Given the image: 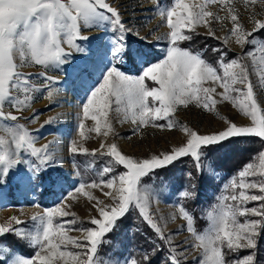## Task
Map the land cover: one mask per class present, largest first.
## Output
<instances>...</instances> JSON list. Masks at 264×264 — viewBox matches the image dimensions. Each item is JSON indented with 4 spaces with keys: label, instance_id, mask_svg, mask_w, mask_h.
<instances>
[{
    "label": "snow or ice",
    "instance_id": "1",
    "mask_svg": "<svg viewBox=\"0 0 264 264\" xmlns=\"http://www.w3.org/2000/svg\"><path fill=\"white\" fill-rule=\"evenodd\" d=\"M261 2L264 3V0ZM208 3H220L222 8L228 10L226 18H230L232 27L230 36L224 38L225 43L234 38L241 49L251 46L260 53L259 58L253 51L244 53V56L251 58V66L241 62L244 56L226 61V53L213 49L221 53V75L216 67L205 61L200 52L193 53L179 46L180 42L192 39L191 33L197 26L207 27L212 20L221 19L216 13L207 10ZM158 14L162 20H166L169 47L163 60L144 66L147 54L128 42L129 35H139L138 31L126 24L109 0H0V121H17L16 115L5 111L6 105L11 109L22 110L34 99L32 93L40 92L41 88L47 89L49 100L54 93L61 92L59 81L46 72L52 69L63 72L62 66L72 62L73 52L86 51L78 43L90 40L83 34L84 30L96 29L112 35L109 49L97 48L98 62L103 65L100 69L101 79L90 89L87 101L83 104V118L95 124L88 129L89 132L100 134L101 128H104L103 136H109L113 131L109 120V110L113 104L116 106L114 111L118 115L123 114V121L130 120L136 130L145 126L172 129L177 123L172 118L173 114L180 106L187 108L194 104L213 112L218 101L212 95L216 89L203 86L208 81L219 84L223 89L217 93L221 101L230 102L251 122L247 126H238L225 120L226 129L212 135H199L182 126L181 130L187 137L186 143L174 147L170 153L152 155L150 158H131L122 154L116 143L105 145L102 142L100 148L106 151L100 152V155L111 157L110 166H105L102 173L113 174L99 183L95 180L91 183L82 182L75 189L76 193L87 197L90 202L95 201L93 207L98 216L90 219L91 226L65 227V224H76L75 219L58 222L60 217L73 215L66 210L69 207L66 203L33 215L30 228L20 227L24 221L13 217L7 223L0 224V261H4V264H151L152 255L164 250L159 245L154 246L151 253L142 252L141 259L128 258L121 262L104 260L99 256L100 247L108 242L107 235L116 229L118 221L130 209L138 210L157 238L171 247L170 237L165 236L149 212V200L154 198V194L150 197L142 185V178L188 157L193 161L195 174L187 173L189 186L179 195L183 200H194L197 193L193 181L197 175L203 177L206 168L209 173L214 171L206 163L205 147L233 137H257L264 141V108L261 107L264 92L258 94L254 91L249 78L251 67V71L259 76V88L264 89V19H253L252 30H246L239 23L229 0H205V3L175 0L174 6L159 8ZM213 34L209 28V35ZM29 63L43 66L46 70L40 73V88L32 86L33 77L19 71ZM125 63L140 64L142 74H126L117 66ZM87 72L85 68L82 75L78 73L82 83L87 82ZM147 81L154 82L155 86L149 85ZM18 93L23 94V99L18 98ZM158 121L166 123L158 124ZM53 122L49 120L47 123ZM78 127L79 136L86 138L83 121ZM0 132L3 133L0 134V184L12 175L22 187H28L41 172H46L54 165L56 155L50 150L53 142L36 147L34 140L38 138L18 123L11 126L0 124ZM71 151L87 153V149L76 146ZM96 151L91 155H95ZM259 160L258 168L253 163L247 164L238 177L225 186L224 192L218 197L219 203L207 213L209 227L203 233L194 227L193 215L182 203L179 204L180 218L186 221L187 231L195 241L192 246L201 250L199 264H260L257 254L259 239L264 235V152L259 154ZM19 165H25L27 172L18 170ZM117 166L123 169L119 173L115 172ZM257 176L260 179H248ZM48 182L50 186L59 187L62 179L58 174H49ZM93 188H101L110 203L105 204L85 191ZM253 189L258 190V194L250 191ZM69 197L76 199L71 193ZM253 201L261 203L258 207L246 206ZM238 217L245 219L241 223ZM70 231L80 232L81 237L70 236ZM8 235L26 242L34 249V255L24 257L13 252L4 242ZM241 250L250 252L239 257ZM178 255L182 254L169 252L164 264H181ZM229 256L235 258L230 259Z\"/></svg>",
    "mask_w": 264,
    "mask_h": 264
},
{
    "label": "rangeland",
    "instance_id": "2",
    "mask_svg": "<svg viewBox=\"0 0 264 264\" xmlns=\"http://www.w3.org/2000/svg\"><path fill=\"white\" fill-rule=\"evenodd\" d=\"M113 7H116L120 12L123 20L129 27L138 31L139 35H129L128 42L133 47H139L147 56L153 55V59L156 62H145L144 66L157 63L165 58L166 50L169 47L168 32L166 20H162L158 14L159 8H170L174 6L175 0H109ZM197 3H205V0H195ZM232 6L235 8V12L238 15L239 23L248 31L252 30L253 19H264V3L261 0H256L255 3L252 0H229ZM216 13L221 19L212 20L211 23L205 27L204 25L197 26L193 33H200L201 35L212 37L219 43L213 49L222 50L226 53L227 61H231L235 58L244 56L246 51H253L254 55L259 58L260 53L256 52L251 46H246L241 49L234 42V38H230L225 43L224 38L230 36V30L232 23L230 18L227 17V8H222L220 3H208V9ZM209 28L212 29L213 35H209ZM84 35L90 38L89 41H78V43L86 49L84 53H72V62L66 64L63 67V72L60 70H48L47 75L53 76L54 79L59 81L62 91L54 93L53 98L49 100L47 98V89L41 88L40 92H33L34 99L29 101L28 104L22 110L11 109L5 107V111H11L13 115L18 117L17 121H0L3 125H23L34 137L38 139L34 140V145L38 148L43 147L46 144H50V150L56 155L55 163L52 167H49L46 172H41L37 178H35L28 187H22L12 175H9L5 183L0 184V224L7 223L13 217L19 218L24 221V224L20 227H29L32 225L31 217L35 214H42L45 210L51 209L56 206H60L62 203H66L69 207L66 209L73 215L68 217L58 218V222L76 220V224H65L66 228H78L89 227L90 219L98 216L93 204L95 201H89L87 197L75 192V189L81 184L78 180L79 164L74 160L73 155L85 156L91 155L94 150L95 155L92 156L93 162H99L100 167L92 175L91 181L100 182L101 179L109 178L113 173L103 175L102 170L105 166H110L111 157L106 155L101 156L100 152L106 151L101 149L100 144L103 142L105 145L116 143L118 149L131 158H150L152 155H159L161 153H170L174 147L182 146L186 143V134L181 130L182 126L196 131L199 135H212L219 133L226 129L227 125L225 120L237 124L238 126H247L251 122L243 116L232 104L228 101H221L219 95L223 91L219 84H213L211 81L206 82L204 87H214L216 92L213 93V98L218 101L215 106V111L209 112L202 108L196 107L194 104H190L187 108L180 106L173 114V119L177 122L172 129L145 126L136 130V126L131 123L130 120L123 121V114H117L115 104L112 105L109 110V120L112 124L113 131L109 133V136L105 138L103 136L104 128H101L100 134L95 132H89L88 129L95 126L94 122L90 119L83 118V104L87 101L90 89L98 84L101 79L100 69L103 65L99 64V55L97 48H103L105 50L111 47L109 38L111 33H106L103 30H84ZM192 34V33H191ZM159 37V39H157ZM258 39L261 37H257ZM227 47L231 52L228 57V52L223 46ZM66 50L67 46H64ZM214 53L220 51H213ZM216 57V59H220ZM150 59V60H153ZM242 63L251 66V58L244 56ZM126 74L140 75L142 74V66L140 64L125 63L117 65ZM87 68V82L82 83L78 73L81 75L82 70ZM106 70V69H105ZM24 75H30L33 77L32 86L40 88L42 84L41 72H45L43 66L33 65L29 63L28 66L19 69ZM218 73L222 75V69L218 65ZM250 80L253 84L254 91L264 92V89H260L259 76L251 71L250 67ZM149 85H154V82L147 81ZM155 86V85H154ZM158 87V86H157ZM236 87H243L236 85ZM18 98L23 99V94L18 93ZM233 95H235L233 93ZM261 107L264 108V103H261ZM216 113H219L217 115ZM33 117H35L33 119ZM49 120L54 122L49 124ZM83 121L85 137L79 136V124ZM123 121V122H122ZM158 124H165V121H158ZM0 134H3L0 132ZM259 139V138H258ZM229 139L217 144L221 146ZM261 146H264V141L259 139ZM73 146L83 147L87 149V153H73L71 149ZM215 145L207 146L203 149L206 163L214 170L209 173L208 169H205L203 175L204 182L201 184L200 193L198 196L201 198L197 206L200 209L201 218L206 225L203 232L209 227V220L207 218L208 211H211L218 203V197L224 192L225 186L238 177V173L244 169V167L253 163L259 167V154L264 152V149L257 155H252L248 158L246 163L240 170L232 174L230 177H226L220 172L215 171L212 163H210L209 155L212 159L218 160L221 165L226 163L230 164L229 159L222 160L218 154L217 149H214ZM234 143H230L227 146V150L230 151L229 156L234 158L233 153L238 151ZM211 148V149H210ZM208 153V155H207ZM215 155V156H214ZM30 160L34 158H29ZM182 159L184 161H182ZM181 158L177 160L173 165L183 164L190 165L189 160ZM193 162V161H192ZM18 170L27 172L25 165H19ZM121 166H117L116 173L122 171ZM157 171V170H156ZM155 171V172H156ZM49 174H58L62 183L59 187L50 186L48 182ZM150 175V174H149ZM249 180H258L257 177H249ZM198 177L194 180L197 187ZM142 185L145 186L150 197L149 200V212L153 216V219L163 229L165 236H169L171 239V247L166 242H162L160 251L163 262L169 252L181 253L177 258L181 261V264H199L201 258V250L193 247L195 243L191 233L187 231L186 221L180 218L178 206L183 199L180 197V192L176 187H166L163 185H157L156 187L143 181ZM103 185H101V188ZM101 188L85 189L90 192L94 197L103 201L105 204L110 203L108 197L104 196ZM108 191V189H104ZM258 194V190H250ZM74 194L76 199H71L69 194ZM68 198V199H65ZM40 200L48 204L49 208H45L40 204ZM185 203V200H184ZM260 201L249 202L246 206L258 207ZM189 202L184 204L187 211L190 212ZM250 219H256V217H248ZM245 217H238L239 222H243ZM143 220V219H142ZM145 222V221H144ZM146 223V222H145ZM147 224V223H146ZM148 225V224H147ZM149 226V225H148ZM122 227L121 219L118 221L117 230ZM150 227V226H149ZM151 228V227H150ZM115 229V230H116ZM157 238L153 229H151ZM202 232V233H203ZM70 236L80 238L81 233L77 231H70ZM110 233L107 235V243L103 244L99 249V256L104 259L120 260L132 258L129 251L122 247L119 241L109 238ZM158 239V238H157ZM158 241H160L158 239ZM30 249L32 256L34 255V249L24 242ZM127 242L125 243V245ZM163 245V246H162ZM258 254L257 260L260 264H264V235L261 236L258 242ZM78 250V249H75ZM15 252V251H13ZM250 250H241L239 257L248 255ZM16 253V252H15ZM17 254V253H16ZM228 258H235L229 256ZM4 262V261H3Z\"/></svg>",
    "mask_w": 264,
    "mask_h": 264
},
{
    "label": "trees",
    "instance_id": "3",
    "mask_svg": "<svg viewBox=\"0 0 264 264\" xmlns=\"http://www.w3.org/2000/svg\"><path fill=\"white\" fill-rule=\"evenodd\" d=\"M191 35V40L182 41L180 42L179 46L182 49L190 50L193 53L200 52L205 61L216 67L218 70L220 59H216V57H219L220 53H214L213 48L219 42L212 37L201 35L198 32L192 33ZM223 47L227 49L226 51H229L227 47ZM227 54L228 57H230L231 52L229 51ZM153 55L147 56V61H150V63L156 62L153 59ZM228 59L229 58L225 57L226 61ZM259 139L257 137L229 138V140L223 143L221 146L215 145L212 148L217 149L218 151V154L215 155L222 158V160L229 159L230 164L227 165L224 163L221 165L218 160L214 161L212 159L211 154L209 155L210 163H212L215 171L222 173L226 177H230L232 174L237 172L238 169L240 170V168L249 162L248 158L250 156L257 155L264 149V146L258 144ZM230 143H234V147L238 150L233 153L234 158L229 156L230 151L227 150V146ZM73 157L75 162H78L79 164L78 180L80 183H91L92 175H94L98 170L100 163L93 162L91 155H85L81 157L74 154ZM186 159H188V157H186ZM182 161L184 160L182 159ZM189 163H191L189 166L183 164L171 165L164 169L157 170L155 173L145 176L142 179L144 182L153 185V187H156L160 184L170 188L176 187L175 189L177 191H184L189 186L187 173L192 172L195 174L192 160H189ZM197 177L198 182L197 187L195 188L197 193L196 198L194 200H185V203L184 200L181 202L183 206L187 202L190 203L189 207L190 213L194 217V227L198 232L202 233L206 222L202 220L200 209L197 204L201 200V198L198 196V193H200L202 188L201 184L204 182V178L200 177L199 175H197ZM40 204L45 208H49L48 204L44 203L43 200H40ZM185 209L187 210V208ZM121 224V229H116L111 232L109 238L119 241L122 247L129 251V254L132 256V258L141 259L140 254L142 252L151 253L154 246L159 245L161 247L162 241H158L151 228L144 222V220H142V217H140L138 210L130 209L129 212L123 218H121ZM4 242L18 255L32 257L31 249L23 241L16 239L15 236L8 235ZM126 242L127 244L125 245ZM160 254V251H157L154 255H152L151 264H164ZM0 264H4V262L0 261Z\"/></svg>",
    "mask_w": 264,
    "mask_h": 264
}]
</instances>
